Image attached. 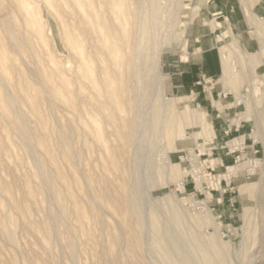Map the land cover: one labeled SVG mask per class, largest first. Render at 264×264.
<instances>
[{
  "label": "rangeland",
  "instance_id": "1",
  "mask_svg": "<svg viewBox=\"0 0 264 264\" xmlns=\"http://www.w3.org/2000/svg\"><path fill=\"white\" fill-rule=\"evenodd\" d=\"M152 1L0 0V13L10 20H0V264H164L153 248L154 217L163 236L167 227L173 232L190 264H203V258L185 245V231L219 245L229 264H264V194L255 192L264 189L261 57L252 53L255 66L231 58L227 125L241 127L255 152L248 155L242 138L226 160L224 144L232 139H217L207 117L215 132L211 141L205 117L195 120L201 109L168 89L167 55L185 46L180 36L198 3L163 0L161 11L153 12ZM258 1L241 0L251 18ZM145 16L153 20L147 34L140 32ZM213 25L224 36L234 29L228 15ZM136 41L141 46L132 74L127 62ZM243 54H251L244 44ZM115 93L119 102L131 100L130 115L138 119L129 147L122 139L124 110L106 105ZM60 137L70 160L57 145ZM175 141L191 146L179 154L183 161L171 152ZM166 152L178 167L166 164ZM235 165L244 170L227 177ZM197 166L196 178L168 175ZM251 183L258 184L242 194ZM127 190L140 203L139 236L122 204ZM173 206L184 217L183 228Z\"/></svg>",
  "mask_w": 264,
  "mask_h": 264
},
{
  "label": "crops",
  "instance_id": "2",
  "mask_svg": "<svg viewBox=\"0 0 264 264\" xmlns=\"http://www.w3.org/2000/svg\"><path fill=\"white\" fill-rule=\"evenodd\" d=\"M196 1L198 3L196 6L191 4L195 15L192 16L186 27L185 46L182 45L180 51L168 54L165 61L168 89L178 98L187 100L191 98L190 103H195V106L201 109L211 141L215 138V132L209 128L207 117H212L214 126L217 127V139L222 141L232 139L224 144L230 149L225 154L226 160L233 158L234 151L232 149L240 146L239 139L242 138L249 155L255 152L254 147L246 145L247 136L241 135V127L227 125L228 120L226 121V119L229 116L227 99L231 94L229 91L232 89L228 86V78L224 74L219 45L233 43L236 36H240L246 51L259 55L261 57L260 65L264 66V0L254 3L252 6L253 18L247 14L241 0H192L193 3ZM239 8L240 11H238ZM223 15L224 17L228 15L234 26V32L230 28H226V36L223 35L219 26L213 25V20L218 22V19ZM206 17L210 18L208 23ZM176 141L171 152L177 153V158L183 161V157L179 154L186 152L191 146L180 145ZM213 149L218 151V148ZM235 166H229L228 173L229 168ZM243 170L237 171L234 175ZM251 184H245L242 188Z\"/></svg>",
  "mask_w": 264,
  "mask_h": 264
},
{
  "label": "bare ground",
  "instance_id": "3",
  "mask_svg": "<svg viewBox=\"0 0 264 264\" xmlns=\"http://www.w3.org/2000/svg\"><path fill=\"white\" fill-rule=\"evenodd\" d=\"M162 1L163 0H153L152 1L151 8H152V11L153 12H155V11H158L159 12V11H161V9H160L159 6L162 3ZM209 19L210 18H207L206 17V22L207 23L209 22ZM0 20L3 21L6 24H9V22H10L9 18L6 17L5 15L1 14V13H0ZM140 26H141L140 32H142L143 34H145V33L147 34V32L153 26V20L152 19L150 20L149 18H147V16H145V18L142 20ZM185 28H186V26H185ZM233 32H234V29H233ZM184 33H185V30L182 31L181 36H180V39H181L182 43L185 44L186 43L185 42L186 40H185ZM141 39L143 40V38H141ZM140 46H141L140 41H136L135 46H134V48L132 50L133 57L130 56V58H129L128 62H127V65H129V67L131 68L130 70H131L132 74H133V70H134V66H135V65L134 66L132 65V58L136 57V54H137L138 50L140 49ZM219 47H220V51H221V54H222V61H223V66H224V74H225V77L226 78H228L230 76V74H231L230 61H231V58L233 56H236L238 58L239 57H244L245 58L246 65H253V66L256 65L255 61L251 58V55L252 54H250L249 56H245L243 54V41L240 38V36H236V40L233 43H230L228 46L219 45ZM145 49H146V47H145ZM136 68H137V66H136ZM52 92H54V91H52ZM106 105L112 106V107H117V108H122L124 110V114H123V119H124V121H123L124 133L122 134V139H123V141H124V143H125L126 146H128V147L131 146V144H134L133 142L135 141V138H137L136 137V133L138 132V130H137V125H138L137 122H138V119L137 120L136 119H133L131 117V115H130L131 114V111L133 109L132 104H131V100L130 101H125V102H119V101H117V95L115 93V94H112L111 95V97H110L109 101L106 103ZM164 107H165L164 103H162V104H160V105L157 106V108H156V114H157V116L161 114V111H162V109ZM10 112H12V109H10ZM135 114H136L135 116H137V113H135ZM200 116L203 117V119H204V114H199V115H197V117L195 116V120H198V117H200ZM157 119H159V118L157 117ZM20 126H21L22 130L27 134L28 133V130L26 128L25 120L23 118H20ZM144 134H146V133H144ZM181 138H184V137H180V136L178 137V136H176V139H181ZM259 140H262V138L260 137ZM57 145H58L59 149L61 150V152L66 156V158L68 160H70V155H69L70 153H69V150H68V147H67V143H66V141H65V139L63 137H60L59 138V142H58ZM49 156H50V159L54 162L55 161V154L53 153V149H52V151L51 150L49 151ZM164 161L166 162V164L171 165L172 167H178V165H175V164L171 163V161H170V159H169V157L167 155V152L164 153ZM249 166H251V165H249ZM242 169H243V166L238 165V166H235V167H230L229 168V172H231L233 174H236L237 171L242 170ZM198 170H199V167L197 166L192 171H185V172H183V175L182 176L178 175V173L176 171H173L171 174L169 173L168 175L170 176V178L176 179V178L179 177L180 179L185 180L188 177L196 178L197 177ZM48 178H49V182L51 183L52 176H49ZM257 184L258 183L251 184V185H247V186H245V187H243L241 189V192L242 193H245V192L246 193H248V192L250 193V192H252V190H250V187L256 186ZM255 192H256V197H259L260 198V196H263V194H264V189L263 188H260L258 191H255ZM56 193H57V200H58L59 205H60V208H61V217L62 218H65L66 217V210H65V205H64V199L60 195V193H58V191H56ZM108 197H110V196H108ZM168 198H171V197H168ZM122 202L121 203L124 205V207L126 208V210L131 215H133L135 217L136 224H135V227H134V231H135L136 235L139 236V233L141 231V219H140V215H141L140 214V208L141 207H139V204L140 203L138 204V202L136 201L133 193H131L130 191H128L125 195H123ZM171 208H172L173 218L175 219V221L178 224H180L179 226H181L183 228V219H184L183 215L181 214V212H179L176 209L175 206H173ZM154 220H155L154 221L155 241H154V247L153 248H154L155 252L161 257L163 263L164 264H190L191 261L185 256L186 254L185 255L183 254V251L184 250L182 251V248H181L180 244L177 242V240L175 239V236L173 235V232H171L168 229L169 227L166 228L167 229L166 230V236H163L164 227L161 225V223H160V221H159V219L157 217H154ZM181 227H179V228H181ZM184 234L187 237V242H188L185 245L188 248H190V247L192 248L193 247L194 248L193 250H195L200 256H202V258H203V264H229L228 263V260H227V258L225 256L226 254L223 253V251H222V249H221V247L219 245H217V244H215V245L205 244L204 242H202L200 240V238L194 232H187V231H185ZM251 235L253 237L254 234H251ZM69 249H70V252L74 255L75 252H74V247H73V243L72 242L69 243ZM189 258H190V256H189Z\"/></svg>",
  "mask_w": 264,
  "mask_h": 264
}]
</instances>
